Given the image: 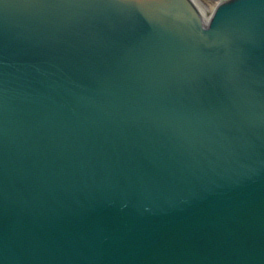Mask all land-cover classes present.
<instances>
[{
  "label": "water",
  "instance_id": "obj_1",
  "mask_svg": "<svg viewBox=\"0 0 264 264\" xmlns=\"http://www.w3.org/2000/svg\"><path fill=\"white\" fill-rule=\"evenodd\" d=\"M0 264H264V0H0Z\"/></svg>",
  "mask_w": 264,
  "mask_h": 264
},
{
  "label": "bare ground",
  "instance_id": "obj_2",
  "mask_svg": "<svg viewBox=\"0 0 264 264\" xmlns=\"http://www.w3.org/2000/svg\"><path fill=\"white\" fill-rule=\"evenodd\" d=\"M191 3L192 1L189 0ZM228 0H218L215 4V6L211 7L210 10H211V13L210 15L207 17L203 11H199L198 8L192 3L193 7H194V11L197 13L199 19H200V22H202V24L204 26H208L210 24V22H212L213 20V17H214V14L217 12L218 8L220 7V5H222L224 2H227Z\"/></svg>",
  "mask_w": 264,
  "mask_h": 264
},
{
  "label": "rangeland",
  "instance_id": "obj_3",
  "mask_svg": "<svg viewBox=\"0 0 264 264\" xmlns=\"http://www.w3.org/2000/svg\"><path fill=\"white\" fill-rule=\"evenodd\" d=\"M192 3L198 8V10L208 17L211 13L210 8L215 6L218 0H191Z\"/></svg>",
  "mask_w": 264,
  "mask_h": 264
}]
</instances>
